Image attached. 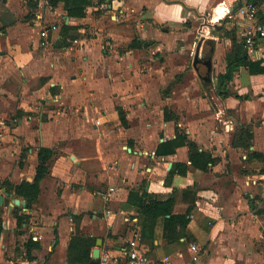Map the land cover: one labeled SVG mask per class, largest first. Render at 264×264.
Wrapping results in <instances>:
<instances>
[{
	"label": "crops",
	"instance_id": "obj_1",
	"mask_svg": "<svg viewBox=\"0 0 264 264\" xmlns=\"http://www.w3.org/2000/svg\"><path fill=\"white\" fill-rule=\"evenodd\" d=\"M37 1L35 9L0 2V194L25 201L14 187L33 182L40 149L52 152L31 208L0 206V264H68L76 234L101 239L99 255L125 264L128 242L142 233L134 201L143 193L174 197V213L189 212L193 238L167 243L160 220L145 222L140 250L148 258L264 264V175L260 162L246 159L264 155V74L241 68L230 95L218 96L228 51L214 42L238 41L237 10L258 0H91L82 19ZM63 25L75 28L67 47L59 44ZM197 33L213 43L212 58L196 47ZM211 59L217 76L206 97L197 64L208 60L206 82ZM240 127L252 136L248 150L232 146ZM176 133L216 162L171 175L189 164L188 148L155 152ZM29 238L40 246L32 261Z\"/></svg>",
	"mask_w": 264,
	"mask_h": 264
},
{
	"label": "trees",
	"instance_id": "obj_2",
	"mask_svg": "<svg viewBox=\"0 0 264 264\" xmlns=\"http://www.w3.org/2000/svg\"><path fill=\"white\" fill-rule=\"evenodd\" d=\"M4 0H0L2 2ZM26 4L32 9L37 8V0H24ZM48 4L55 8L61 5L66 15L70 18L82 19L86 15V9L92 5L91 0H48ZM29 19V18H28ZM74 27L63 25L60 30V46L67 47L68 41L74 39L70 32ZM4 31V29H2ZM231 48L229 49L225 58V72L217 76L216 93L220 97H227L230 95L229 83L232 81L234 73L244 68L250 75L264 74V62H251L246 57L242 45L231 35ZM204 67L208 68V60L201 61ZM208 70V69H207ZM209 72V71H208ZM207 85V84H206ZM164 120H168L167 111H164ZM120 121L125 125L124 118L120 115ZM252 139L249 131L243 127L238 128L232 137V146L235 148H242L248 150L250 147V140ZM186 146L189 151L188 165L176 164L174 170L170 172L178 174H185L189 167L199 169L206 172L209 166H212L216 160L207 152H199L198 146L188 140L184 133H176L174 139L160 144L155 152L158 156L172 155L179 147ZM52 156V152L48 149H40L38 152V165L35 169V177L32 183L23 182L14 187L15 194L24 199L27 208L30 209L31 205L37 200L40 188V181L48 170V161ZM246 159L256 160L262 164L258 174L264 175V155L256 152H248ZM4 186L10 187L9 182L4 183ZM175 199L170 196L165 200L152 198L151 196L143 193L139 199H135L138 221L141 222L142 233L140 234L141 240L146 237L145 222L161 221L162 238L167 243H174L184 238L187 242H192L193 238L187 231L189 223V212L185 214H175L173 211ZM264 214V211H263ZM1 216V209H0ZM25 222V217L17 219L19 224ZM95 245V239L83 235H73L67 246V263L68 264H90L91 249ZM25 258L32 261L38 257L40 249L39 244L29 238L24 244Z\"/></svg>",
	"mask_w": 264,
	"mask_h": 264
},
{
	"label": "built area",
	"instance_id": "obj_3",
	"mask_svg": "<svg viewBox=\"0 0 264 264\" xmlns=\"http://www.w3.org/2000/svg\"><path fill=\"white\" fill-rule=\"evenodd\" d=\"M229 13V11H228ZM241 28L238 34V41L242 45L244 53L251 62H264V0L247 3L237 10L236 14ZM45 35V33H43ZM154 155V153H152ZM113 189H109L112 192ZM109 216V212H106ZM140 234H134L128 242V249L125 252V264H172L168 257L154 261L148 258L140 250ZM193 253L192 261H197L198 250L194 244L190 245ZM98 264H112L108 252L99 255Z\"/></svg>",
	"mask_w": 264,
	"mask_h": 264
},
{
	"label": "rangeland",
	"instance_id": "obj_4",
	"mask_svg": "<svg viewBox=\"0 0 264 264\" xmlns=\"http://www.w3.org/2000/svg\"><path fill=\"white\" fill-rule=\"evenodd\" d=\"M26 6L28 7V5L26 4ZM44 6H46V5H44ZM227 28V27H226ZM202 34L200 33V34H196V36H197V38L198 39H195V41H196V47L198 46V45H200L201 46V54L203 55H205V56H211V58H212V56L214 55V51H215V49H214V47H213V43L211 44V43H207V41H209V39H205V37H200ZM209 36H211V30H210V35ZM230 36V35H229ZM228 36V41L227 42H225V41H223L222 40V42L221 41H219V40H217V41H214L215 43L216 42H218L219 44H220V46H221V48H223L224 50L226 49V51H229V49L231 48V45H232V43H231V41H230V39H231V36L229 37ZM211 62H210V65H211V73H210V76H208V81H204V78H205V76L203 75V73H204V71H205V68L203 67V66H199V64H197V67H198V69H199V79H200V82L202 83V87H203V89L202 90H204V91H206V97L208 96L209 97V95L210 94H213V92L212 93H210L208 90H207V85H211V77H213V78H216V70L217 69H215L216 67V63L217 62H213V65H212V59L210 60ZM191 62V61H190ZM207 84V85H206ZM229 86H231V89H232V85H229Z\"/></svg>",
	"mask_w": 264,
	"mask_h": 264
},
{
	"label": "water",
	"instance_id": "obj_5",
	"mask_svg": "<svg viewBox=\"0 0 264 264\" xmlns=\"http://www.w3.org/2000/svg\"><path fill=\"white\" fill-rule=\"evenodd\" d=\"M198 59H196L197 62ZM12 190V187L10 188ZM10 203V206H26V202L17 198L11 199L9 198V194L3 191V195L0 194V206H8ZM102 245V240L97 239L95 242V247L91 251V259L92 261L90 264H98L97 259L99 258L100 254V247Z\"/></svg>",
	"mask_w": 264,
	"mask_h": 264
}]
</instances>
